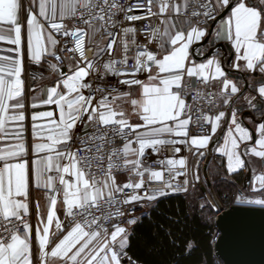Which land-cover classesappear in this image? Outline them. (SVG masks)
Instances as JSON below:
<instances>
[{
	"label": "snow or ice",
	"instance_id": "snow-or-ice-1",
	"mask_svg": "<svg viewBox=\"0 0 264 264\" xmlns=\"http://www.w3.org/2000/svg\"><path fill=\"white\" fill-rule=\"evenodd\" d=\"M213 152L264 162V0H0V264H141L137 211Z\"/></svg>",
	"mask_w": 264,
	"mask_h": 264
},
{
	"label": "trees",
	"instance_id": "trees-1",
	"mask_svg": "<svg viewBox=\"0 0 264 264\" xmlns=\"http://www.w3.org/2000/svg\"><path fill=\"white\" fill-rule=\"evenodd\" d=\"M242 181L243 176L237 175L233 182L218 180L212 187L217 197L226 194L232 198L236 192L235 186ZM201 204L205 205L203 209ZM149 211L151 219L144 217L131 239L130 254L138 258L141 264H214V223L208 218L213 211L199 187L186 194L161 198L158 205ZM158 225H163L164 229L171 228L179 247L169 243V238ZM188 240L194 241L195 246L191 255H182L183 244Z\"/></svg>",
	"mask_w": 264,
	"mask_h": 264
},
{
	"label": "water",
	"instance_id": "water-1",
	"mask_svg": "<svg viewBox=\"0 0 264 264\" xmlns=\"http://www.w3.org/2000/svg\"><path fill=\"white\" fill-rule=\"evenodd\" d=\"M244 114H250L245 112ZM203 175L206 186L210 185L207 179V164L211 153L206 155ZM250 178L248 171L246 181ZM201 192L206 187L198 183ZM219 237L214 243L216 255L222 264H264V208L259 206L234 205L223 210L215 222Z\"/></svg>",
	"mask_w": 264,
	"mask_h": 264
},
{
	"label": "crops",
	"instance_id": "crops-1",
	"mask_svg": "<svg viewBox=\"0 0 264 264\" xmlns=\"http://www.w3.org/2000/svg\"><path fill=\"white\" fill-rule=\"evenodd\" d=\"M200 59H201V57L198 56L197 60H200ZM36 71L40 72L42 70L41 69H36ZM44 75L46 76L47 73L45 72ZM29 83H31V81H29ZM37 83H42V81L38 80ZM249 115H251V113L250 114H244V117H247ZM245 123L247 124V120H245ZM248 126H249V128L252 127L251 125H248ZM209 148L212 149L213 145L210 144ZM189 157H190V159H189V168L193 169L197 165V158L191 157V156H189ZM245 159L247 160L248 158L246 157ZM251 159H252V165L249 166V169H248V171L250 173V178H249L248 181H246V175H247L248 172L247 173H243L242 170H241L239 173H234L231 176H229L227 174V170H226V160H222L214 152L211 153V161H210V164H209V167H208V173H209V177H210L211 183L214 184V182H217L218 180L233 182L235 176L242 175L243 176V181H242V183L237 184L235 186L236 190L238 188H244V190L246 192V195H247L246 197H251L253 195H257L258 196L259 195L258 193H253L251 191L252 185H251L250 181L252 180V175H253L252 169L253 168L255 169L256 174H260L261 172H264V162H262V161H260V160H258L256 158H251ZM201 167H202V163L199 164L200 181L198 183L204 184V181H203V178H202V175H201ZM198 183L196 184L197 186H198ZM33 198L34 199H40L41 203L43 204V198H42V194L41 193L34 192L33 193ZM34 219H35V216L33 214V221H34Z\"/></svg>",
	"mask_w": 264,
	"mask_h": 264
},
{
	"label": "built area",
	"instance_id": "built-area-1",
	"mask_svg": "<svg viewBox=\"0 0 264 264\" xmlns=\"http://www.w3.org/2000/svg\"><path fill=\"white\" fill-rule=\"evenodd\" d=\"M168 155H171V153H168ZM180 155H189V156H191L189 153H186V152H182ZM155 159H156V157L153 156L152 158H150V159L148 160V163H151V161H152V160H155ZM205 161H206V157L203 158V161H202V167H201V175H202V178H203V181H204V185H205V187H206L205 191L202 192V194H203V196L205 197V199L208 201V203H209L210 206H211L213 203H218V204H219V212L217 213L215 210H213V209L211 208L212 211H213V213L208 217V218L213 219V223H214V225H213V229H214V230H213V234H212V243H213V252H212V255H213V263H214V264H222L221 259L216 255L215 250H214V243L216 242L217 238L219 237V231H218V229H217V227H216V225H215V222H216V220H217V218H218V215H219L223 210H226V209H228L229 207L234 206V205H241V204H235V203H234V199H235V197H236L237 195H243V196H245V197H246L247 195H246V192H245L244 188H238V189L236 190V192H235V194H234V196H233L232 198H229L226 194H223V195L221 196V198L217 197V196L215 195V192H214V189H213V187H212V183H211V180H210V177H209V173H208V167H209V164H210L211 159H210L209 163L207 164V170H206L207 179L209 180L210 185H209L208 187L206 186V179H205V177H204V175H203V167H204V165H205ZM242 172H243V173H247L248 170H247V171L242 170ZM180 180H183V177H180ZM196 184H197V183H196ZM196 184H195L194 187L189 188V191H188L187 193L192 192V191L194 190V188L197 186ZM197 187H198V186H197ZM176 194H186V193H182V192H181V193H176ZM242 206H249V205H242ZM141 211H142V212H148L149 209L138 210V211H137V215H138V216L140 215Z\"/></svg>",
	"mask_w": 264,
	"mask_h": 264
},
{
	"label": "rangeland",
	"instance_id": "rangeland-1",
	"mask_svg": "<svg viewBox=\"0 0 264 264\" xmlns=\"http://www.w3.org/2000/svg\"><path fill=\"white\" fill-rule=\"evenodd\" d=\"M221 198V197H220ZM206 200V199H205ZM207 201V200H206ZM208 202V201H207ZM212 221H213V219H212Z\"/></svg>",
	"mask_w": 264,
	"mask_h": 264
}]
</instances>
